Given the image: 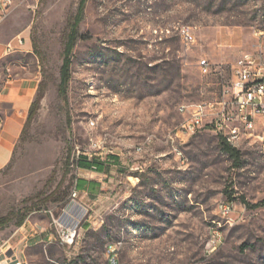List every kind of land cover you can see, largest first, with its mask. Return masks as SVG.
I'll list each match as a JSON object with an SVG mask.
<instances>
[{
  "label": "rangeland",
  "instance_id": "374dc122",
  "mask_svg": "<svg viewBox=\"0 0 264 264\" xmlns=\"http://www.w3.org/2000/svg\"><path fill=\"white\" fill-rule=\"evenodd\" d=\"M80 3L22 0L0 25V81H39L35 112L0 171V219L14 218L0 225V252L27 264H106L117 244L120 264H264L259 149L241 146L235 164L208 128L176 138L180 108L219 100L232 66L254 50L264 0H87L63 95ZM95 154L119 157L120 171L95 200L79 198L89 213L69 250L54 220L82 176L79 157ZM22 218L48 236L19 253L7 247Z\"/></svg>",
  "mask_w": 264,
  "mask_h": 264
},
{
  "label": "built area",
  "instance_id": "2783aa9c",
  "mask_svg": "<svg viewBox=\"0 0 264 264\" xmlns=\"http://www.w3.org/2000/svg\"><path fill=\"white\" fill-rule=\"evenodd\" d=\"M20 1L22 0H0V25ZM181 34L185 43L195 41L191 28H183ZM255 38L254 50L243 53L232 66L231 81L223 87L219 100L180 108L186 118L176 133L177 139L208 128L236 149L243 145L256 146L264 160V30H258ZM12 50L13 47L9 45L8 51ZM200 68L207 75L212 72L213 65L205 59L200 62ZM3 125L0 113V129ZM79 198V192L75 189L69 205L54 220L62 242L69 250L77 248L79 230L89 213ZM219 211L227 217L233 212V205L222 203ZM0 264L27 263L0 252ZM106 264H120V249L117 244L107 246Z\"/></svg>",
  "mask_w": 264,
  "mask_h": 264
},
{
  "label": "crops",
  "instance_id": "0c3cea01",
  "mask_svg": "<svg viewBox=\"0 0 264 264\" xmlns=\"http://www.w3.org/2000/svg\"><path fill=\"white\" fill-rule=\"evenodd\" d=\"M38 91L39 81L36 78L0 81V113L4 120V125L0 129V171L5 169L14 157ZM82 160H85L86 167L77 165L82 176L78 179L75 189L82 199L95 200L105 185L112 180V176L120 171L121 159L111 155L102 157V154H95L90 157L83 156ZM36 228L37 225L31 224L30 220L26 221L14 232L7 249L12 248L23 253L35 239L43 240L48 236L44 232V227L40 228V232Z\"/></svg>",
  "mask_w": 264,
  "mask_h": 264
},
{
  "label": "trees",
  "instance_id": "16d2710c",
  "mask_svg": "<svg viewBox=\"0 0 264 264\" xmlns=\"http://www.w3.org/2000/svg\"><path fill=\"white\" fill-rule=\"evenodd\" d=\"M87 3V0H81L80 7L78 10L77 16L74 18V22L70 25V32L68 35V41L65 47V52H64V60H63V65L61 69V91L63 92V95H65V90L68 86L69 80H70V70H71V65H72V57L74 55V49L76 46V43L79 39V25L84 19V9L85 5ZM62 94V92H61ZM37 100L35 99L31 111H30V116L29 120L32 118L35 108L37 106ZM222 149L224 150L225 153H227L235 162V164H238L241 159V153L238 149L234 148L230 144H228L225 140L222 139ZM83 162V164H82ZM77 165L86 167L85 160H82V157H79ZM246 204V202H244ZM261 205H264V202L262 204H258L254 207H260ZM31 211V210H28ZM13 215L10 214L9 216L0 219V225L1 226H7L10 222L13 220ZM25 223V218H22L17 226L21 227Z\"/></svg>",
  "mask_w": 264,
  "mask_h": 264
}]
</instances>
